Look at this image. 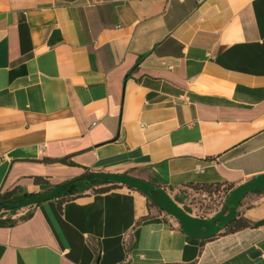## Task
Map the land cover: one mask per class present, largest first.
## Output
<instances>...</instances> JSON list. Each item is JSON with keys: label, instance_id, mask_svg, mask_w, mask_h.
I'll return each instance as SVG.
<instances>
[{"label": "crops", "instance_id": "obj_1", "mask_svg": "<svg viewBox=\"0 0 264 264\" xmlns=\"http://www.w3.org/2000/svg\"><path fill=\"white\" fill-rule=\"evenodd\" d=\"M86 170L196 217L190 184L263 174L264 0H0V192ZM236 210L256 224L205 240L125 184L51 199L0 225V264H264V192Z\"/></svg>", "mask_w": 264, "mask_h": 264}, {"label": "water", "instance_id": "obj_2", "mask_svg": "<svg viewBox=\"0 0 264 264\" xmlns=\"http://www.w3.org/2000/svg\"><path fill=\"white\" fill-rule=\"evenodd\" d=\"M77 177L56 184L48 192L37 193L19 200L22 206L36 205L41 202L56 199L76 180ZM86 179H98L111 181L113 183L125 184L140 191L151 199L157 206L175 217L181 225L185 234L192 238L206 239L214 236L235 217L237 206L249 193L264 192V173L256 175L252 180L244 182L232 188L226 202L214 215L201 218L186 212L163 188L156 186L142 178L126 173L90 172L85 175ZM1 205V202H0Z\"/></svg>", "mask_w": 264, "mask_h": 264}, {"label": "trees", "instance_id": "obj_3", "mask_svg": "<svg viewBox=\"0 0 264 264\" xmlns=\"http://www.w3.org/2000/svg\"><path fill=\"white\" fill-rule=\"evenodd\" d=\"M90 172L86 170L81 176L77 177L76 180L71 184L66 190L55 199L58 204V208L61 211L63 203L77 198L79 196L88 194V193H102L106 192L112 188L117 187L118 183H113L111 181L105 180H98V179H86L84 178L85 175L89 174ZM34 181L37 184L45 185L42 191L36 193H26L20 192L19 187L16 186L12 189L5 190L0 192V212H7V214H0V225H13L16 222V219L13 218V215L22 207L19 204V200L34 196L37 193L41 192H48L51 188L55 185L49 184L48 180L42 176H35ZM150 183L157 185L153 180L149 181ZM192 188L193 192H198L199 194L207 195L216 194V196L223 202H226L227 199V192L229 187L222 188L220 184H207V183H193L189 185ZM134 189L131 186H128ZM227 189V190H226ZM89 190V191H88ZM260 193V192H257ZM226 196L225 200L224 197ZM148 206L152 207L155 206L162 210L159 206H157L151 199L147 198ZM240 204V203H239ZM37 205V204H36ZM256 223L250 222L247 218H245L241 213L236 212L234 219L226 225L222 230H220L217 234L212 237L206 238L205 240H209L217 236L218 234H226L238 231L242 228L249 227L255 225ZM99 258V251L96 253L95 262L94 264L98 263ZM158 264H176V263H158Z\"/></svg>", "mask_w": 264, "mask_h": 264}, {"label": "built area", "instance_id": "obj_4", "mask_svg": "<svg viewBox=\"0 0 264 264\" xmlns=\"http://www.w3.org/2000/svg\"><path fill=\"white\" fill-rule=\"evenodd\" d=\"M172 192L179 194V195L183 194L182 190L180 189H174ZM168 193H171V192L168 191ZM199 196L200 194L198 192H189L186 194L185 198L189 204L194 202L192 203L193 212L201 218H206V217H209L210 215L215 214L218 210H220V208L223 205V202H221V200L216 196V194L207 195L206 197H205V194H203V196L201 197H204V198L201 199L202 201L200 202H196L192 200V199H197ZM215 200L218 204H214ZM211 206H215L216 208L213 210H210L209 208Z\"/></svg>", "mask_w": 264, "mask_h": 264}, {"label": "rangeland", "instance_id": "obj_5", "mask_svg": "<svg viewBox=\"0 0 264 264\" xmlns=\"http://www.w3.org/2000/svg\"><path fill=\"white\" fill-rule=\"evenodd\" d=\"M204 197H201V196H199L197 199H192L193 201H196V202H200V201H202L201 199H203ZM174 200H176L175 198H174ZM192 203H194V202H192ZM191 203V204H192ZM214 204H218L217 202H216V200L214 201ZM180 205V204H179ZM181 206V205H180ZM182 207V206H181ZM183 208V207H182ZM216 207L215 206H211L209 209L210 210H213V209H215ZM0 214H7V212H0Z\"/></svg>", "mask_w": 264, "mask_h": 264}]
</instances>
